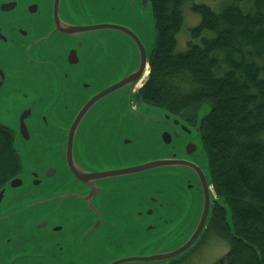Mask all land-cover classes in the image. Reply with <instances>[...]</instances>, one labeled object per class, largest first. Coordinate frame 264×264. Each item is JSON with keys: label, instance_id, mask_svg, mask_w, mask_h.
Masks as SVG:
<instances>
[{"label": "water", "instance_id": "water-1", "mask_svg": "<svg viewBox=\"0 0 264 264\" xmlns=\"http://www.w3.org/2000/svg\"><path fill=\"white\" fill-rule=\"evenodd\" d=\"M85 1L51 0L42 8L39 1L0 0V113L11 117L5 128L16 134L22 163V173L0 190V264H89L115 240L143 231L148 237L162 225L189 228L171 248L104 263L161 264L195 248L214 204L222 206L201 138L210 111L195 128L147 103L161 111L135 112L155 45L149 52L127 28L82 22ZM105 30L130 40L136 67L84 98L94 89L86 80L97 72L85 39ZM118 94L129 109L91 123L94 107Z\"/></svg>", "mask_w": 264, "mask_h": 264}, {"label": "trees", "instance_id": "trees-1", "mask_svg": "<svg viewBox=\"0 0 264 264\" xmlns=\"http://www.w3.org/2000/svg\"><path fill=\"white\" fill-rule=\"evenodd\" d=\"M146 2L157 38L137 99L191 125L202 105L211 106L201 138L222 206L214 204L202 239L211 233L229 244L213 264H264V0H227L219 10L194 4L201 22L191 36L200 41L183 52L186 0ZM14 144L0 125V190L22 173Z\"/></svg>", "mask_w": 264, "mask_h": 264}, {"label": "rangeland", "instance_id": "rangeland-1", "mask_svg": "<svg viewBox=\"0 0 264 264\" xmlns=\"http://www.w3.org/2000/svg\"><path fill=\"white\" fill-rule=\"evenodd\" d=\"M22 1H27L26 3L39 1L42 8H48L51 0ZM226 2L227 0H186L184 9L185 23L177 37V49L179 52L187 50L191 41L195 43L200 41V39H195L191 36L192 29L201 22V16L192 10V6L194 4H206L215 10H219ZM80 15L82 22L87 24L107 23L131 30L141 39L149 52L155 45L156 27L154 13L151 3L146 2V0H87L82 7ZM206 34L209 36L213 35L211 32ZM84 44L85 47L90 49L88 55L91 57L90 64L92 69L97 70L91 76V79L86 80V83L90 84L94 89L85 90L84 98H89L93 95L92 92L96 90L100 91L110 86L136 67L137 53L134 45L118 31L105 30L104 32L87 36ZM143 104L144 102H140L136 96L134 97L133 109L135 112L136 110L140 113L161 111L155 107H148ZM126 106L129 109L127 104ZM126 106L119 98V94L110 98L107 97L94 107L91 112L90 122L107 123L111 118V114L113 116L116 113L115 111H122ZM200 109V113L204 114L206 110L211 111V106L205 103ZM0 121L3 124L0 125L3 127L7 124L12 125L11 117L6 116L4 111L0 113ZM189 125L195 128L197 124ZM150 139L154 138L151 137ZM195 139L200 147V153L204 157V153L201 151L200 135H196ZM100 159H102V156H100ZM214 192L215 197L219 198L215 189ZM188 231L189 228L177 230L169 225H162L156 231H151L152 233H149L148 237L145 236L144 231L139 232L136 237L132 238V241H129V238L128 242L123 243L115 240L113 245H109L108 251L100 253L99 256L97 255L89 264H104L113 256L147 255L163 251L175 246L178 241L181 242L187 236ZM201 242L199 241L198 243ZM2 245L0 244V248L3 247ZM228 251L229 244L210 233L201 244H198L187 254L161 264H213L224 257Z\"/></svg>", "mask_w": 264, "mask_h": 264}, {"label": "flooded vegetation", "instance_id": "flooded-vegetation-1", "mask_svg": "<svg viewBox=\"0 0 264 264\" xmlns=\"http://www.w3.org/2000/svg\"><path fill=\"white\" fill-rule=\"evenodd\" d=\"M138 94V93H137ZM137 94H136V98H137ZM141 102V101H140ZM145 103V102H144ZM14 133V132H13ZM15 134V133H14ZM15 141H16V134H15ZM162 205H159L158 207L160 208ZM189 210V212H190V209H188ZM105 228H107V226L105 227ZM194 249V248H193Z\"/></svg>", "mask_w": 264, "mask_h": 264}]
</instances>
